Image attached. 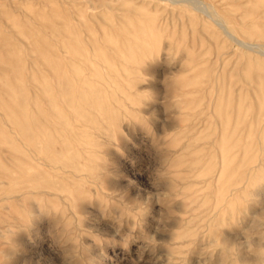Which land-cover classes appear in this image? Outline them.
<instances>
[{
    "label": "rangeland",
    "instance_id": "rangeland-1",
    "mask_svg": "<svg viewBox=\"0 0 264 264\" xmlns=\"http://www.w3.org/2000/svg\"><path fill=\"white\" fill-rule=\"evenodd\" d=\"M258 216L264 0H0V264H257Z\"/></svg>",
    "mask_w": 264,
    "mask_h": 264
},
{
    "label": "clouds",
    "instance_id": "clouds-1",
    "mask_svg": "<svg viewBox=\"0 0 264 264\" xmlns=\"http://www.w3.org/2000/svg\"><path fill=\"white\" fill-rule=\"evenodd\" d=\"M252 227L254 231L248 233L249 239H251L252 235H255L257 233L261 234L262 237H264V216L256 217ZM233 255L235 256L234 250H226L224 252V264H232ZM259 256L260 259L258 260L257 264H264V255L259 254Z\"/></svg>",
    "mask_w": 264,
    "mask_h": 264
},
{
    "label": "bare ground",
    "instance_id": "bare-ground-1",
    "mask_svg": "<svg viewBox=\"0 0 264 264\" xmlns=\"http://www.w3.org/2000/svg\"><path fill=\"white\" fill-rule=\"evenodd\" d=\"M222 23H223V21H222ZM59 66H60V65L56 66V68H58V69H59V68H60Z\"/></svg>",
    "mask_w": 264,
    "mask_h": 264
}]
</instances>
